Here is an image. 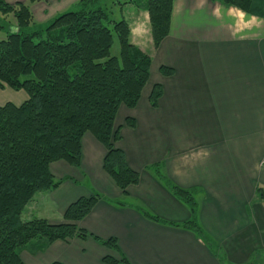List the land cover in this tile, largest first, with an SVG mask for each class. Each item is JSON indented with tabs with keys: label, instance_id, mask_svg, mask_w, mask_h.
Instances as JSON below:
<instances>
[{
	"label": "crops",
	"instance_id": "crops-1",
	"mask_svg": "<svg viewBox=\"0 0 264 264\" xmlns=\"http://www.w3.org/2000/svg\"><path fill=\"white\" fill-rule=\"evenodd\" d=\"M6 1L30 3L35 21L47 24L78 0ZM126 10L131 42L151 56L137 105L120 106L114 121L115 146L138 183L123 193L103 169L105 148L85 133L79 167L50 164L62 183L37 193L22 213L61 223L72 202L98 193L77 225L114 238L117 250L74 237L40 252L27 249L24 264H105V256L117 264H125L121 256L127 264L264 263V16L214 0H173L169 33L153 48L148 14L131 5ZM162 66L172 74L163 76ZM155 84L162 95L152 107ZM168 181L196 193L193 214ZM192 218L201 234L172 225Z\"/></svg>",
	"mask_w": 264,
	"mask_h": 264
},
{
	"label": "trees",
	"instance_id": "trees-1",
	"mask_svg": "<svg viewBox=\"0 0 264 264\" xmlns=\"http://www.w3.org/2000/svg\"><path fill=\"white\" fill-rule=\"evenodd\" d=\"M115 1L148 14L153 48H158L169 33L173 0ZM214 1L264 16V0ZM107 4V0H78L72 10L47 24H38L30 3L11 5L0 0V13H10L14 20V30L0 37V89L26 93L19 105H0V264H24L22 251L40 252L56 240L74 237H92L102 246L117 250L114 238L100 239L77 225L101 199L98 193L72 202L61 223L52 224L41 217L22 218L37 193L62 183L53 177L50 164L65 161L79 167L85 133L105 148L103 169L123 193L139 181V174L115 146L120 136L114 121L120 106L137 105L149 79L151 56L131 42L129 20L113 18ZM3 23L0 20V29H4ZM114 35L119 43L117 56L111 55ZM160 73L169 76L172 69L162 66ZM161 95L162 87L155 84L149 95L152 107L157 106ZM127 123L131 126L129 120ZM167 186L193 214L191 191L169 181ZM145 216L162 222L147 212ZM172 225L201 234L194 218ZM102 260L117 264L110 256ZM121 261L127 264L122 256Z\"/></svg>",
	"mask_w": 264,
	"mask_h": 264
},
{
	"label": "rangeland",
	"instance_id": "rangeland-1",
	"mask_svg": "<svg viewBox=\"0 0 264 264\" xmlns=\"http://www.w3.org/2000/svg\"><path fill=\"white\" fill-rule=\"evenodd\" d=\"M119 1L122 2L123 0H119ZM107 3H108L107 7L113 18L119 19L121 16H124L126 18V16L128 15L127 14L128 11L126 10L127 5H120V2L118 3V1L116 2L115 0L114 1L107 0ZM73 8L74 7H70L66 11L72 10ZM0 20H2L4 22L3 24L5 25L4 29H0V37H4L6 31L14 30V27H13L14 20L10 13L8 14L0 13ZM152 47H153V44H152ZM118 52H119V43H118L117 37L114 35L113 46L111 48V55L117 56ZM25 98H26V93L22 90L14 91L8 87H4L3 89H0V105H4L7 102L13 103L15 105H19ZM158 171H160L161 174H164L162 169H159ZM164 176L167 177L165 174ZM164 179L165 181H167V178H164ZM45 194L46 193H44V196L47 197V195ZM194 195H196L195 192H194ZM194 195H193V198L195 199ZM196 201H197V198H196ZM37 210L39 211V208ZM26 250L21 252V256L23 259H26L27 254H29L28 250L27 251ZM256 261H253V263H250V264H264V263H261L260 261H257V262Z\"/></svg>",
	"mask_w": 264,
	"mask_h": 264
}]
</instances>
